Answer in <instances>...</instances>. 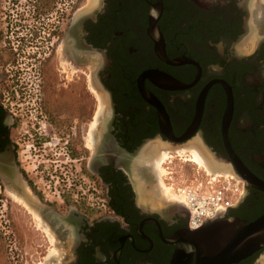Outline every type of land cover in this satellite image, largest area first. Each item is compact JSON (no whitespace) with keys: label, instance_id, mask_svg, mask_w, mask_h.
Returning a JSON list of instances; mask_svg holds the SVG:
<instances>
[{"label":"flooded vegetation","instance_id":"af4514ba","mask_svg":"<svg viewBox=\"0 0 264 264\" xmlns=\"http://www.w3.org/2000/svg\"><path fill=\"white\" fill-rule=\"evenodd\" d=\"M84 13L82 0H0V194L36 198L64 250L43 264L170 263L188 212L152 196L151 156L140 158L155 143L197 142L239 178L241 199L217 219L264 214V0H98ZM88 77L107 101L95 128ZM27 97L82 139L90 131L102 213L34 191L18 141ZM228 264H264V245Z\"/></svg>","mask_w":264,"mask_h":264},{"label":"rangeland","instance_id":"374dc122","mask_svg":"<svg viewBox=\"0 0 264 264\" xmlns=\"http://www.w3.org/2000/svg\"><path fill=\"white\" fill-rule=\"evenodd\" d=\"M96 1L93 4V0H82V12L93 11L97 5ZM88 80L90 83L89 77ZM92 88L95 128L96 122L107 114V101L95 78ZM89 96H91L89 93L88 96L83 94V98ZM88 102L90 103V100ZM21 103L17 111L20 163L23 164L26 177L34 191L44 203L53 207L62 205L65 210L78 206L89 216L102 213L103 211L96 208L93 203L99 201L103 195L93 190V186L97 189L99 187L96 182L93 184L87 169L90 149L84 145L86 143L91 146L90 131L86 139H82L78 123L72 122L67 125L63 118L54 119L48 116V113L40 109L37 99L32 101L27 97L21 100ZM162 144L164 146L160 150L156 145L150 149L153 152L148 155L151 158L147 161L155 178L151 187L155 186V193L152 196L157 202L184 206L175 187L202 179L206 175L211 179L220 176L233 179L241 187V182L235 174L213 169L203 162L193 160L190 143L168 145L162 142ZM160 153H165V158ZM8 192L11 198L0 194V199H3L0 200V264L60 262L64 250L57 242L52 229L38 213L34 204L37 202L36 198L29 190H26V196L11 190Z\"/></svg>","mask_w":264,"mask_h":264},{"label":"water","instance_id":"95a60500","mask_svg":"<svg viewBox=\"0 0 264 264\" xmlns=\"http://www.w3.org/2000/svg\"><path fill=\"white\" fill-rule=\"evenodd\" d=\"M176 241L169 264L236 262L264 245V214L249 222L235 217L209 220L178 235Z\"/></svg>","mask_w":264,"mask_h":264},{"label":"built area","instance_id":"2783aa9c","mask_svg":"<svg viewBox=\"0 0 264 264\" xmlns=\"http://www.w3.org/2000/svg\"><path fill=\"white\" fill-rule=\"evenodd\" d=\"M176 191L188 212L187 227L195 230L207 221L217 219L235 205L241 196V187L233 179L206 175L202 179L177 185Z\"/></svg>","mask_w":264,"mask_h":264},{"label":"bare ground","instance_id":"6f19581e","mask_svg":"<svg viewBox=\"0 0 264 264\" xmlns=\"http://www.w3.org/2000/svg\"><path fill=\"white\" fill-rule=\"evenodd\" d=\"M94 1H96V0H93V4L95 3ZM97 2V1H96ZM165 143V142H164ZM167 144V143H166ZM156 146H158L159 147V149L158 150H160V148H162V146H164V144H162V143H157V144H155ZM168 145H170V144H168ZM190 148H191V150H190V153H191V156H192V158H193V160H196L197 162H203V164H205L206 166H208V167H210V164H208L209 162H205V155H204V153L202 152V151H200L199 149V146H198V143L197 142H193V143H190ZM155 148V147H154ZM154 148H153V150H154ZM150 149H151V147L148 149V150H146V152L144 153V152H142L141 153V157L142 158H140V159H146L147 157H148V155L151 153V152H153V151H150ZM159 152V151H158ZM162 156H163V158H165L164 156H165V153L164 154H162V153H160ZM159 154V155H160ZM167 154V153H166ZM151 155V154H150ZM159 158V157H158ZM161 158V157H160ZM207 158V157H206ZM158 160V159H157ZM138 161V160H137ZM144 161V160H143ZM146 161V160H145ZM209 161V160H208ZM157 162V161H156ZM159 162V161H158ZM213 164V163H212ZM159 167V166H158ZM161 171V170H160ZM160 171H158V172H160ZM215 171V170H214ZM228 172V171H227ZM162 191V190H161ZM165 191V190H164ZM164 193V192H163ZM165 194V193H164ZM166 195H167V193H166ZM151 199V198H150ZM181 201V200H180ZM182 202V201H181Z\"/></svg>","mask_w":264,"mask_h":264}]
</instances>
